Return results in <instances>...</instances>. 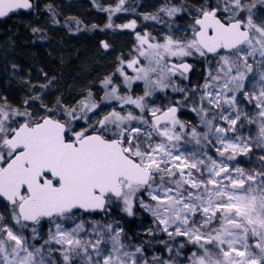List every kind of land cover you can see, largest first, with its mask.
I'll list each match as a JSON object with an SVG mask.
<instances>
[{
  "label": "snow or ice",
  "instance_id": "1",
  "mask_svg": "<svg viewBox=\"0 0 264 264\" xmlns=\"http://www.w3.org/2000/svg\"><path fill=\"white\" fill-rule=\"evenodd\" d=\"M96 6L135 33L98 85L69 99L43 73L22 101L0 95V264H264V0L165 2L143 15L156 35L113 23L128 0ZM32 8L0 0V17ZM190 102L197 124L178 117ZM114 212L149 214V239Z\"/></svg>",
  "mask_w": 264,
  "mask_h": 264
},
{
  "label": "rangeland",
  "instance_id": "2",
  "mask_svg": "<svg viewBox=\"0 0 264 264\" xmlns=\"http://www.w3.org/2000/svg\"><path fill=\"white\" fill-rule=\"evenodd\" d=\"M165 2L195 8L201 5L202 0H128L129 7L135 8V13L131 11L118 13L113 16V23L118 25L136 19L138 25L136 31H148L153 35L164 34L167 32L165 25L155 21H145L143 15L155 14ZM33 3L34 16L27 18L28 20L17 18L15 30L4 29L0 25V95L7 96L14 103L22 101L29 94V89L24 86L23 81L43 83V73L55 76L60 90L63 89L62 84L67 83L69 93L66 96L71 99L90 84L98 85L99 80L113 70L116 58L121 54L127 55L135 41V33L132 30L105 28L108 23L107 13L100 11L96 5L105 8L109 5L115 6L116 0H95V2L94 0H33ZM48 6H51V10ZM60 18L66 20L75 18L70 22L72 29L66 31L53 23L54 19ZM188 19L189 16L184 14L174 23L179 24ZM76 21L80 22L79 31ZM33 23L34 28L43 29V33H33V27L31 28ZM93 25L96 28H93ZM27 26L28 30L24 32L23 29ZM102 41L110 44L109 50L106 51L101 47ZM189 62L193 64L194 72L190 74V83L185 81V84L189 87L202 84L205 65L203 62H198V58H189ZM13 64L18 66L15 71L12 69ZM136 91L140 93L141 89L137 88ZM61 92L52 95H61ZM159 95L162 97L164 94ZM167 96L169 100L179 99L171 92ZM161 102L167 103L168 100H157V103ZM191 107L190 102L182 108L178 117L181 121L197 124L199 119L196 113L191 111ZM260 154L255 153V155ZM252 159L254 160L255 157ZM240 166L252 165L242 161ZM2 211L4 208L0 202V212ZM142 215L151 218L147 213ZM46 228L47 225L45 230ZM147 228V222H143L139 224L138 230L146 234ZM182 264H187V261H183Z\"/></svg>",
  "mask_w": 264,
  "mask_h": 264
},
{
  "label": "trees",
  "instance_id": "3",
  "mask_svg": "<svg viewBox=\"0 0 264 264\" xmlns=\"http://www.w3.org/2000/svg\"><path fill=\"white\" fill-rule=\"evenodd\" d=\"M33 16H34V8L32 9V11L29 14H25V13H22V12L14 14L13 16H11L9 18H7V19H5L3 21H0V25L3 26L4 29L15 30L16 21H18L17 18L28 20L27 18H32ZM13 20H15V21H13ZM59 21H60L59 24L56 23V25H58V27L64 28L66 31H69V29H72L71 28L72 24L71 23H66L68 20H66L64 18H60ZM32 27L33 28L35 27L34 23L31 25V28ZM27 30H28V26L23 29L24 32H27ZM35 36H37V35H35ZM66 85H67V83H63L62 84V88L63 89L61 90L62 91L61 93L64 94V95H67L69 93V92H67ZM142 214L143 213H137V215L135 217H124L123 219H121L123 214L114 212V215H115L116 219L121 221V223L125 227V230H126L128 236L130 238H132L133 242L136 243V244H139L143 240H148L149 239V237L145 233L142 234V232H140L138 230L139 224L143 223V222H147V224H148L147 230L153 227V222H152L151 218H147V217L143 216ZM97 219H99V217H97ZM159 238L160 239H164L166 237L161 235ZM153 243L155 244V241H153ZM157 247H158V245H157ZM149 254H151V253H149ZM188 254H190V253H188V252L185 253V255H188Z\"/></svg>",
  "mask_w": 264,
  "mask_h": 264
},
{
  "label": "water",
  "instance_id": "4",
  "mask_svg": "<svg viewBox=\"0 0 264 264\" xmlns=\"http://www.w3.org/2000/svg\"><path fill=\"white\" fill-rule=\"evenodd\" d=\"M32 9H18L15 12L9 13V15L7 17H0V21H3V20L11 17L12 15H14L16 13H21L22 12V13H25V14H29L32 11Z\"/></svg>",
  "mask_w": 264,
  "mask_h": 264
}]
</instances>
